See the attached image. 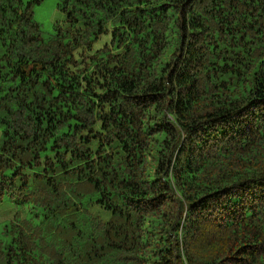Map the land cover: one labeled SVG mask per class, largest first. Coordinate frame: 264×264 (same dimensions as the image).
I'll list each match as a JSON object with an SVG mask.
<instances>
[{
  "label": "trees",
  "instance_id": "trees-1",
  "mask_svg": "<svg viewBox=\"0 0 264 264\" xmlns=\"http://www.w3.org/2000/svg\"><path fill=\"white\" fill-rule=\"evenodd\" d=\"M43 1L0 0V264H264V0Z\"/></svg>",
  "mask_w": 264,
  "mask_h": 264
},
{
  "label": "rangeland",
  "instance_id": "rangeland-1",
  "mask_svg": "<svg viewBox=\"0 0 264 264\" xmlns=\"http://www.w3.org/2000/svg\"><path fill=\"white\" fill-rule=\"evenodd\" d=\"M60 3L61 0H44L34 8V18L41 26V32L44 38L55 33V25L68 26L66 23V14L59 7ZM16 211H21L23 216L29 215V210L23 207L19 199L15 196L6 197L0 203V230L10 221ZM92 212L100 216L104 221H107L111 215L109 210L98 205H93Z\"/></svg>",
  "mask_w": 264,
  "mask_h": 264
}]
</instances>
